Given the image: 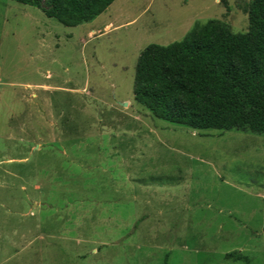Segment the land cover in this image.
Returning <instances> with one entry per match:
<instances>
[{
	"label": "rangeland",
	"instance_id": "374dc122",
	"mask_svg": "<svg viewBox=\"0 0 264 264\" xmlns=\"http://www.w3.org/2000/svg\"><path fill=\"white\" fill-rule=\"evenodd\" d=\"M249 1L114 0L65 26L51 0H0V264H264V134L132 92L147 44L246 31Z\"/></svg>",
	"mask_w": 264,
	"mask_h": 264
},
{
	"label": "trees",
	"instance_id": "16d2710c",
	"mask_svg": "<svg viewBox=\"0 0 264 264\" xmlns=\"http://www.w3.org/2000/svg\"><path fill=\"white\" fill-rule=\"evenodd\" d=\"M51 1L46 15L75 26L114 0ZM247 13L243 32L210 19L195 23L181 39L147 44L135 63L134 100L153 116L188 128L264 134V0H250Z\"/></svg>",
	"mask_w": 264,
	"mask_h": 264
}]
</instances>
